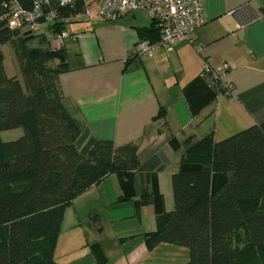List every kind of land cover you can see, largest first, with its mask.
I'll return each instance as SVG.
<instances>
[{"label":"trees","instance_id":"1","mask_svg":"<svg viewBox=\"0 0 264 264\" xmlns=\"http://www.w3.org/2000/svg\"><path fill=\"white\" fill-rule=\"evenodd\" d=\"M4 2L0 16L7 11ZM259 12L264 17V6ZM62 28L57 22L51 31ZM40 30L21 34L0 18V264H61L52 251L64 211L109 175L120 187L115 202H130L135 215L153 207L156 227L140 234L148 249L186 247L187 264H264V121L221 141L212 131L172 136L169 145L180 158L171 175L173 207L166 210L158 182L169 163L165 154L141 162L137 143L117 146L90 136L62 103L59 75L68 69L60 61L63 49L50 47ZM137 32L139 39L158 38L153 20ZM34 38L37 45L30 44ZM6 44L18 75L6 73ZM211 76L201 71L181 88L192 116L218 93ZM163 113L161 108L158 116ZM11 129L21 132L4 140L1 132ZM93 257L98 264L107 260L101 248L93 249Z\"/></svg>","mask_w":264,"mask_h":264},{"label":"crops","instance_id":"2","mask_svg":"<svg viewBox=\"0 0 264 264\" xmlns=\"http://www.w3.org/2000/svg\"><path fill=\"white\" fill-rule=\"evenodd\" d=\"M202 4L204 24L189 40L151 56H138L134 50L137 28L152 26L142 9L110 21L98 14L95 2L79 0L62 13L68 67L59 75L63 106L86 125L90 136L111 139L117 146L137 143L141 162L159 151L165 154L169 163L159 172L158 182L166 210L173 207L171 175L180 158V151L169 145L172 136L181 139L185 132L200 137L212 131L221 141L264 121V17L259 12L264 0ZM47 31L49 35L42 33L50 41L54 32ZM204 63L211 71L223 69L224 75L215 99L192 116L181 88ZM222 81L232 85L230 96L223 92ZM161 108L164 113L158 116ZM15 132L14 137L21 131ZM119 193L115 175L91 186L64 211L60 233L81 227L88 217L101 230L97 217L105 213L116 249L105 255L104 264H187L186 247L164 243L146 247L140 234L156 227L153 207H142L135 215L130 202H115ZM129 236L134 237L121 241Z\"/></svg>","mask_w":264,"mask_h":264},{"label":"built area","instance_id":"3","mask_svg":"<svg viewBox=\"0 0 264 264\" xmlns=\"http://www.w3.org/2000/svg\"><path fill=\"white\" fill-rule=\"evenodd\" d=\"M78 0H5L7 11L0 16L7 27L21 34L31 35L40 29L51 30V26L63 21L61 9L73 6ZM97 5L98 14L107 20H116L127 12L142 9L147 12L158 28L156 40L138 39L134 47L138 56H151L158 50L171 51L181 42L188 41L192 33L204 24L202 0H91ZM67 34L53 33L50 47L61 48ZM202 71H211L206 63ZM210 79L219 82L223 69L211 71ZM223 92L230 96L232 85L222 81Z\"/></svg>","mask_w":264,"mask_h":264},{"label":"rangeland","instance_id":"4","mask_svg":"<svg viewBox=\"0 0 264 264\" xmlns=\"http://www.w3.org/2000/svg\"><path fill=\"white\" fill-rule=\"evenodd\" d=\"M43 30L44 29H41L40 32H46V34L49 35L47 30ZM30 44L37 45L38 40L34 38ZM2 52L5 63L8 66L6 67V73L8 75H18V68L12 56L11 46L8 44L4 45ZM15 130L17 129L3 131L1 133L5 134L1 137L4 140H12V138L17 137H14L16 133ZM105 216H107L105 213H100L97 217V222L102 227L101 230L97 229L94 218L88 217L81 227L67 233L61 231L54 242L52 258L65 264H98L93 257V249L96 250L99 248H101L103 252L105 249L106 254L104 255L111 256L116 249V245L111 241L113 230L111 226L107 224ZM82 220H84V218ZM104 242H106L107 245H103Z\"/></svg>","mask_w":264,"mask_h":264},{"label":"water","instance_id":"5","mask_svg":"<svg viewBox=\"0 0 264 264\" xmlns=\"http://www.w3.org/2000/svg\"><path fill=\"white\" fill-rule=\"evenodd\" d=\"M64 60H65V59H64V55L61 54V55H60V61H61V62H64Z\"/></svg>","mask_w":264,"mask_h":264}]
</instances>
